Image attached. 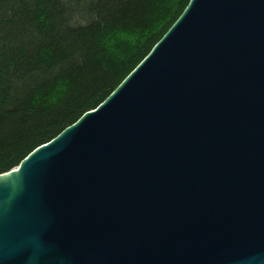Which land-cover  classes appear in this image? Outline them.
Returning <instances> with one entry per match:
<instances>
[{
  "label": "water",
  "instance_id": "95a60500",
  "mask_svg": "<svg viewBox=\"0 0 264 264\" xmlns=\"http://www.w3.org/2000/svg\"><path fill=\"white\" fill-rule=\"evenodd\" d=\"M0 264H264V0H189L0 173Z\"/></svg>",
  "mask_w": 264,
  "mask_h": 264
},
{
  "label": "trees",
  "instance_id": "16d2710c",
  "mask_svg": "<svg viewBox=\"0 0 264 264\" xmlns=\"http://www.w3.org/2000/svg\"><path fill=\"white\" fill-rule=\"evenodd\" d=\"M189 0H0V173L96 108Z\"/></svg>",
  "mask_w": 264,
  "mask_h": 264
}]
</instances>
